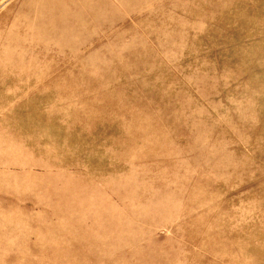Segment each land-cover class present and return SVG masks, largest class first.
I'll use <instances>...</instances> for the list:
<instances>
[{
  "label": "rangeland",
  "instance_id": "1",
  "mask_svg": "<svg viewBox=\"0 0 264 264\" xmlns=\"http://www.w3.org/2000/svg\"><path fill=\"white\" fill-rule=\"evenodd\" d=\"M0 264H264V0H0Z\"/></svg>",
  "mask_w": 264,
  "mask_h": 264
}]
</instances>
